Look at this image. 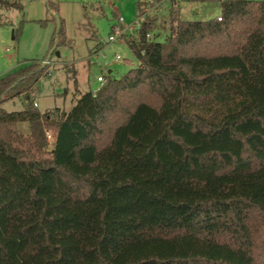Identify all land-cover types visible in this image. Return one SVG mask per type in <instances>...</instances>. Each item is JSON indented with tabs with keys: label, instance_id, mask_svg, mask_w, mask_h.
<instances>
[{
	"label": "trees",
	"instance_id": "1",
	"mask_svg": "<svg viewBox=\"0 0 264 264\" xmlns=\"http://www.w3.org/2000/svg\"><path fill=\"white\" fill-rule=\"evenodd\" d=\"M190 1L220 14L163 43L138 3L137 66L69 111L47 57L0 76V264H264V0Z\"/></svg>",
	"mask_w": 264,
	"mask_h": 264
},
{
	"label": "rangeland",
	"instance_id": "2",
	"mask_svg": "<svg viewBox=\"0 0 264 264\" xmlns=\"http://www.w3.org/2000/svg\"><path fill=\"white\" fill-rule=\"evenodd\" d=\"M22 9H0V76L42 62L55 47L48 62L49 76L42 77L32 93L39 112L55 108L69 111L79 94L100 88L98 76L119 78L137 66L127 41L136 31H126L123 40L108 43L117 19L125 28L138 23L137 4L154 22L150 40L165 42L171 17L180 21H207L220 14L218 3L190 0H19ZM56 17L61 35L56 37ZM55 19V20H54ZM43 23V25H42ZM59 45L56 47V44ZM58 53V56L55 55ZM121 58L115 60V56ZM92 77L95 79L93 80ZM5 112H20V99L1 105ZM47 139L50 146L53 134ZM51 148V147H50Z\"/></svg>",
	"mask_w": 264,
	"mask_h": 264
},
{
	"label": "built area",
	"instance_id": "3",
	"mask_svg": "<svg viewBox=\"0 0 264 264\" xmlns=\"http://www.w3.org/2000/svg\"><path fill=\"white\" fill-rule=\"evenodd\" d=\"M123 22H124L123 19H121V18H118L117 19V24L113 28L112 36H110L108 38V43H114V42H116L119 39L123 40V38H124V36L126 34V31L132 30L133 28L135 29V31H137L138 28H139V21H138V23L134 27L132 26V27H128V28H125L123 26ZM146 38L148 40L151 39L150 35H147ZM115 60L116 61H120L121 58L116 55L115 56ZM96 82L99 83L100 86H101L103 84V82H104L103 76H98L96 78ZM34 106L36 107V104H34ZM46 137H47V139H50L51 138V136H50L49 133L46 134Z\"/></svg>",
	"mask_w": 264,
	"mask_h": 264
},
{
	"label": "water",
	"instance_id": "4",
	"mask_svg": "<svg viewBox=\"0 0 264 264\" xmlns=\"http://www.w3.org/2000/svg\"><path fill=\"white\" fill-rule=\"evenodd\" d=\"M56 27L57 29L60 27V23H59V20L58 18L56 17ZM55 47L50 51V53L48 54L47 58H46V61L42 63V66H45L48 64L52 54H53V51H54ZM56 56H58V53H55Z\"/></svg>",
	"mask_w": 264,
	"mask_h": 264
},
{
	"label": "crops",
	"instance_id": "5",
	"mask_svg": "<svg viewBox=\"0 0 264 264\" xmlns=\"http://www.w3.org/2000/svg\"><path fill=\"white\" fill-rule=\"evenodd\" d=\"M107 74H112V71L111 70H107ZM103 76V75H102ZM92 79L94 80L95 78L92 77ZM96 80V79H95ZM100 85V84H99ZM97 91V90H96ZM95 92V91H94Z\"/></svg>",
	"mask_w": 264,
	"mask_h": 264
}]
</instances>
